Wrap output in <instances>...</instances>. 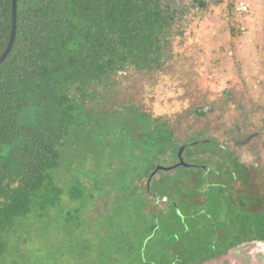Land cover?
<instances>
[{
	"label": "trees",
	"instance_id": "obj_1",
	"mask_svg": "<svg viewBox=\"0 0 264 264\" xmlns=\"http://www.w3.org/2000/svg\"><path fill=\"white\" fill-rule=\"evenodd\" d=\"M209 3L17 0L15 42L0 66V253L20 219L53 215L63 203L75 206L61 233L73 240L80 232L89 264H201L232 240H251L197 238L201 167L232 165L231 154L201 133L178 138L165 117L116 101L117 78L160 72L191 11ZM11 30L12 0H0V57ZM73 147L83 160L67 187L62 166ZM182 147L190 167L175 177L159 171L148 184L158 165L178 163ZM210 207L216 217L224 203Z\"/></svg>",
	"mask_w": 264,
	"mask_h": 264
},
{
	"label": "rangeland",
	"instance_id": "obj_2",
	"mask_svg": "<svg viewBox=\"0 0 264 264\" xmlns=\"http://www.w3.org/2000/svg\"><path fill=\"white\" fill-rule=\"evenodd\" d=\"M208 1L205 10L191 11L184 37L174 40L160 72L128 73L117 78L120 94L116 101L132 100L150 115L165 117L176 129L178 138L201 133L204 138L215 139L224 152L231 153L240 163L256 167L252 177L261 187L260 183H264V0H222L220 4ZM184 2L190 4V0ZM210 107L212 111L205 112L203 117L191 116L198 108L209 110ZM260 130L261 135L246 146L236 147L232 142L242 141ZM72 149L62 166L68 174L64 179L69 184L67 187L75 180L74 171L83 160L81 153L76 154ZM177 171L165 175L175 177ZM155 177L161 178L158 174ZM184 192L187 200L193 199V191L185 188ZM261 194L264 197V187ZM188 202L183 210L192 212L194 208ZM63 204L56 213L44 218L31 213L6 232L0 264H89L86 254L91 250L84 249V241L78 237L80 232L73 240L61 233L65 212L75 206ZM171 226L177 230L173 217ZM197 238L205 245L202 231ZM223 263L264 264V244L242 245L231 252L229 259L211 264Z\"/></svg>",
	"mask_w": 264,
	"mask_h": 264
},
{
	"label": "flooded vegetation",
	"instance_id": "obj_3",
	"mask_svg": "<svg viewBox=\"0 0 264 264\" xmlns=\"http://www.w3.org/2000/svg\"><path fill=\"white\" fill-rule=\"evenodd\" d=\"M255 133H259L260 136L262 132L260 130ZM232 142L234 144L236 141ZM231 157L234 159L233 164L227 167H201L202 172L199 175L201 186L197 201L199 226L203 234L209 237L217 239L242 237L251 240L239 244L232 240V245L225 248L227 251L225 254L201 264H211L223 258L229 259L231 252L242 245L264 244V197L261 194L264 183H260L259 187L253 179L255 166L240 163L232 154ZM206 186L208 194H205ZM212 201L215 204L224 203L223 212L216 217L210 215ZM237 214L240 215L239 218Z\"/></svg>",
	"mask_w": 264,
	"mask_h": 264
},
{
	"label": "water",
	"instance_id": "obj_4",
	"mask_svg": "<svg viewBox=\"0 0 264 264\" xmlns=\"http://www.w3.org/2000/svg\"><path fill=\"white\" fill-rule=\"evenodd\" d=\"M16 20H17V0H12V30H11V34H10V39L7 45L6 50L4 51V53L2 54V56L0 57V66L1 64L6 60L7 56L10 54L13 44L15 42V38H16ZM259 133H254L252 135H249L246 139L242 140V141H236L234 142V145L236 147H243L249 144V142H251L254 138H256L258 136ZM183 153H184V147L180 148V150L178 151L177 154V158H178V163H176L175 165L171 166V167H163V166H157L155 171L150 175L149 180H148V184L150 183V181L152 180V178L157 175V173L159 171H164V172H170L173 171L175 169H178L180 167H184V168H188L190 167V165H188L184 159H183Z\"/></svg>",
	"mask_w": 264,
	"mask_h": 264
}]
</instances>
